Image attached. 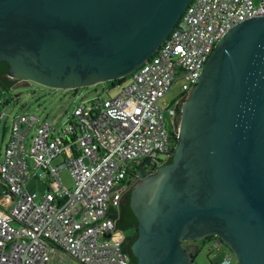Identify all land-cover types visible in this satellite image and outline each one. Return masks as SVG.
Listing matches in <instances>:
<instances>
[{
	"label": "water",
	"instance_id": "obj_1",
	"mask_svg": "<svg viewBox=\"0 0 264 264\" xmlns=\"http://www.w3.org/2000/svg\"><path fill=\"white\" fill-rule=\"evenodd\" d=\"M190 1L0 0V61L53 87L115 80L156 52ZM196 86L173 162L136 187V264H194L183 241L213 234L237 264H264V16L223 35Z\"/></svg>",
	"mask_w": 264,
	"mask_h": 264
},
{
	"label": "built area",
	"instance_id": "obj_2",
	"mask_svg": "<svg viewBox=\"0 0 264 264\" xmlns=\"http://www.w3.org/2000/svg\"><path fill=\"white\" fill-rule=\"evenodd\" d=\"M256 16H264V0H191L169 36L116 95L77 105L64 127L28 110L11 115L9 128L4 120L0 264H73L69 257L80 264H132L114 216L121 198L138 165L166 156L178 138L175 126L167 128L165 112L174 125L176 103L197 83L216 43ZM175 83L181 93L165 106L161 99ZM63 167L72 187L62 183ZM34 179L44 185L41 192ZM214 246L225 250L219 264H237L220 238Z\"/></svg>",
	"mask_w": 264,
	"mask_h": 264
},
{
	"label": "rangeland",
	"instance_id": "obj_3",
	"mask_svg": "<svg viewBox=\"0 0 264 264\" xmlns=\"http://www.w3.org/2000/svg\"><path fill=\"white\" fill-rule=\"evenodd\" d=\"M260 2L261 0H255L256 4H260ZM28 81L29 83H27V81H15L11 87L0 91V97L6 98L5 101L0 102L1 109L6 105V115L0 122V134H2L4 130V120H6V124L9 128L11 115L24 110L37 113L41 120L49 119L54 126L58 123L59 126L64 127L69 123V117L77 105L89 103L91 100L93 101L97 98H108L109 96L116 95L121 88L120 84L113 85L112 80L82 85L77 88L53 87L33 80ZM180 93V84L175 83L161 99V103L165 106L169 105ZM165 120L167 128L170 129L171 117L168 111L165 112ZM8 128L3 144L8 140ZM165 157L164 154H160L159 156L161 159H165ZM61 159V157H58L54 163L61 161ZM59 175L65 186H73V179L67 167H63ZM31 184L36 186L35 189H37L38 192L44 189V185L41 187L35 179L31 181ZM214 243L215 238L197 240V250L194 253V264H211L212 259L217 261L219 259L221 261L224 259L225 250L222 246H220L219 249L216 248ZM69 259L73 264H80L72 257H69Z\"/></svg>",
	"mask_w": 264,
	"mask_h": 264
},
{
	"label": "flooded vegetation",
	"instance_id": "obj_4",
	"mask_svg": "<svg viewBox=\"0 0 264 264\" xmlns=\"http://www.w3.org/2000/svg\"><path fill=\"white\" fill-rule=\"evenodd\" d=\"M5 61H0V63ZM7 63V62H6ZM8 69H9V64ZM13 81H27L25 79H20L16 77H12ZM197 86L196 84L191 87L189 92L186 96L178 100L175 107V115L173 117L174 119V125H170V129H173V127H177L178 134L180 133V127L182 125V121L184 118V108L188 104L189 101L192 99V94L196 90ZM178 145V142L176 145L173 146V152H172V160L166 161V159H161L159 162H147L142 163L138 165V170L136 171L135 177L132 179V184L128 188V190L124 193V195L121 198L120 205L118 207L117 212V220L124 223L126 226L125 228H121L124 231L125 239H124V246L126 250L128 251L130 255V259L132 261V264H136V250H135V242L138 239V237L141 234V222H142V212L144 210L143 208V200L138 197L135 199V190L139 183L147 181L148 178H151L155 175H157L160 172V169L166 165H169L173 162L174 155L176 153V146ZM154 167V168H153ZM153 168V169H152ZM142 171H146V174L142 176ZM131 214H133L134 218L131 219ZM213 238H220L217 235H209L205 238H202V240L206 239H213ZM221 239V238H220ZM223 242V245L227 246V244L221 239ZM183 245L186 246L188 249L197 248V240H186L183 241ZM232 251V250H231ZM233 252V251H232ZM194 255V252H193ZM135 258V259H134Z\"/></svg>",
	"mask_w": 264,
	"mask_h": 264
},
{
	"label": "trees",
	"instance_id": "obj_5",
	"mask_svg": "<svg viewBox=\"0 0 264 264\" xmlns=\"http://www.w3.org/2000/svg\"><path fill=\"white\" fill-rule=\"evenodd\" d=\"M131 76H132V73H130L128 75H125L123 77L117 78L115 80H112V82H113L112 84L113 85H118V84H121V83H125V82H127L129 80V78ZM13 83H14V81H13L12 77L8 76V65H7V63L6 62L0 63V91L3 90V89L11 87L13 85ZM177 140H178V138L174 136L173 140H172V143H173L172 147L174 145H176ZM172 147L170 148L169 152L166 153V157H165L166 161H169V162L172 160V152H173ZM131 182H132V180H131ZM115 212L116 213L114 214V216H116L117 226L119 228H125L126 225L124 223H122V222L117 220V212H118V210H116ZM130 217H131V219H133L134 218L133 214H131ZM225 248L231 251V249L228 246H225ZM220 261H221L220 259L218 261L215 260V259H212L211 260V264H218V263H220Z\"/></svg>",
	"mask_w": 264,
	"mask_h": 264
},
{
	"label": "crops",
	"instance_id": "obj_6",
	"mask_svg": "<svg viewBox=\"0 0 264 264\" xmlns=\"http://www.w3.org/2000/svg\"><path fill=\"white\" fill-rule=\"evenodd\" d=\"M207 236H209V235H207ZM197 240H202V239H197ZM219 264V263H218ZM224 264V263H223Z\"/></svg>",
	"mask_w": 264,
	"mask_h": 264
}]
</instances>
